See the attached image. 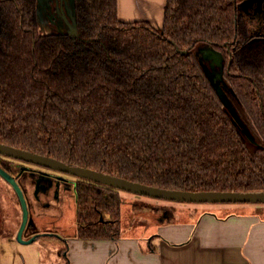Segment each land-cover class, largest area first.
<instances>
[{
  "label": "trees",
  "instance_id": "trees-1",
  "mask_svg": "<svg viewBox=\"0 0 264 264\" xmlns=\"http://www.w3.org/2000/svg\"><path fill=\"white\" fill-rule=\"evenodd\" d=\"M244 1L167 0L158 28L120 20L118 0H74L73 36L43 33L40 0H0V143L153 187L264 191V39ZM210 45L256 143L200 63ZM76 191L77 238L119 237L122 191L83 178Z\"/></svg>",
  "mask_w": 264,
  "mask_h": 264
},
{
  "label": "crops",
  "instance_id": "crops-1",
  "mask_svg": "<svg viewBox=\"0 0 264 264\" xmlns=\"http://www.w3.org/2000/svg\"><path fill=\"white\" fill-rule=\"evenodd\" d=\"M256 1L242 5L248 8ZM166 2L118 0L119 18L124 22L148 21L160 28ZM6 184L13 188L0 176V190L4 191ZM28 194L29 218L35 224L27 226L23 237L25 240L36 237L31 243H21L17 237L23 224V208L17 193V200L11 199L10 194L0 195V264H264V203L226 204L251 206L243 207L241 213H204L186 225L161 227L157 234L147 230L140 235L122 234L121 222L119 237L81 240L74 235L67 239L59 237L60 243L53 245L56 237L40 235L44 233L43 223L37 221L38 212L30 214L32 202ZM33 202L36 203L34 197ZM10 250L14 253L9 254Z\"/></svg>",
  "mask_w": 264,
  "mask_h": 264
},
{
  "label": "rangeland",
  "instance_id": "rangeland-1",
  "mask_svg": "<svg viewBox=\"0 0 264 264\" xmlns=\"http://www.w3.org/2000/svg\"><path fill=\"white\" fill-rule=\"evenodd\" d=\"M245 7L246 5H242L241 9ZM261 12L258 16L255 15L254 18L251 19L253 23L250 21L251 27H254L253 29L251 28L253 33L255 32L258 34L264 31V29H262L264 23L262 22L263 16H261ZM39 14L43 33H70V27H74L75 23L74 0H40ZM208 47L209 46H205L203 48ZM199 57H201V54H199ZM205 65L210 69V61H205ZM75 183L76 182H73L71 187H60L58 189V199L57 196L54 195L51 196V198L48 197L47 200L42 199L40 204H34L29 184L24 182L28 188V197L32 202V205L30 206V214L33 215L35 212L36 215L37 212L40 214L37 221L43 223V232H49L51 236L55 233V236L53 237L56 238H53V245L54 243H60L61 240L59 237L67 239V237H74V235H76L78 229V206ZM61 185L63 184L61 183ZM5 187L4 191L0 190V195L10 194L9 197L11 199L17 200L13 188L8 184H6ZM120 195L123 200L120 218L122 222V234L140 235L143 230L149 231L150 234H157L161 227L170 224L186 225L187 222H191L193 219H198L200 215L204 213L215 214V212H219L221 215H227L231 212L241 213L243 212V207L251 206L227 207L225 206L226 204L221 203L210 204L165 201L156 198L152 199L142 195L139 196L127 191H122ZM259 204L255 205L257 206ZM224 206L226 209H224ZM35 209H37V211H35ZM130 226H133V228ZM4 248L7 249V244L5 243ZM10 253H14L13 250H10L9 254ZM6 254L5 250V255Z\"/></svg>",
  "mask_w": 264,
  "mask_h": 264
},
{
  "label": "water",
  "instance_id": "water-1",
  "mask_svg": "<svg viewBox=\"0 0 264 264\" xmlns=\"http://www.w3.org/2000/svg\"><path fill=\"white\" fill-rule=\"evenodd\" d=\"M251 2V0H246L240 4ZM75 22V20H74ZM70 34L73 36L78 35V28L70 27ZM182 53H186V51H181ZM201 54L200 63L205 69L211 83L215 86L216 91L221 98L223 104L226 108L229 109L230 113H232L235 124L244 130V133L247 135L251 142H254V138L250 133L249 129L244 126V123L241 121L238 113L236 112L232 101L227 96V90L229 89L227 84L223 82L224 68L223 61L224 57L221 53L216 51L211 45L208 48H200L198 51ZM197 53V54H198ZM205 61H210V69L205 65ZM0 156L7 157L17 161H25L31 164H38L44 166L46 168H52L54 170L68 173L72 176H75L79 179L83 178L94 183H99L108 187H113L115 189L121 191H127L136 195H142L146 197H150L152 199H161L165 201H175V202H189V203H221V204H230V203H253L259 204L264 203V191L259 192H236V191H182L177 189H165L160 187H153L146 185L144 183H138L131 181L129 179H124L114 175L104 174L97 170H92L85 167H77L72 166L70 164L61 162L53 157L44 156L38 153H33L24 149H19L12 147L7 144L0 143ZM0 176L11 183L13 186L15 193H17L21 208H23V224L17 234L19 242L23 243H31L36 237H33L29 240H25L23 237V232L28 225H31L32 219L29 218V207L27 202L26 193L21 188L18 178L12 176L8 171H5L0 167Z\"/></svg>",
  "mask_w": 264,
  "mask_h": 264
},
{
  "label": "flooded vegetation",
  "instance_id": "flooded-vegetation-1",
  "mask_svg": "<svg viewBox=\"0 0 264 264\" xmlns=\"http://www.w3.org/2000/svg\"><path fill=\"white\" fill-rule=\"evenodd\" d=\"M258 1L254 2V4L248 8L245 7L243 9H240V6H239L240 12L243 15L246 23H248L249 29L251 33L253 34L252 36L254 39L252 42L264 39L263 37L264 31L257 34L255 32L253 33V31L251 30V28L252 29L254 28V27H251V23H250L251 19H253L255 15L258 16L261 11H262L261 16H263L262 22L264 23V0L260 3ZM260 4L263 6V8H260ZM262 29H264V25ZM6 164H16L21 169L22 173L20 172L21 176L19 178V181L21 182L20 184L21 188L27 195L28 188L26 184H24V182L28 183L31 193L34 199L36 200V203H39V204H40V201H42V199L47 200L48 197L51 198V196H54V195H56L58 199V196H59L58 189L60 187H64V186L71 187L73 182H76L75 183V187H76L77 181L79 179L68 173L65 174L63 172L54 170L52 168L51 169L46 168L38 164L34 165V164H31L29 162H25L22 160L17 161L13 159H8L6 157L2 165H6ZM61 183L63 185H61ZM77 195H78V192H77ZM40 235L51 236L49 232H44V233H41ZM53 236H55V233H53ZM61 238L65 239L64 237H61Z\"/></svg>",
  "mask_w": 264,
  "mask_h": 264
}]
</instances>
